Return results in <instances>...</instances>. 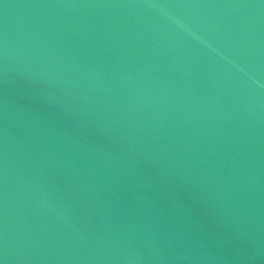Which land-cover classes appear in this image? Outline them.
I'll return each instance as SVG.
<instances>
[{
    "label": "water",
    "instance_id": "95a60500",
    "mask_svg": "<svg viewBox=\"0 0 264 264\" xmlns=\"http://www.w3.org/2000/svg\"><path fill=\"white\" fill-rule=\"evenodd\" d=\"M0 264H264V0H0Z\"/></svg>",
    "mask_w": 264,
    "mask_h": 264
}]
</instances>
